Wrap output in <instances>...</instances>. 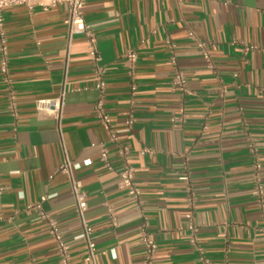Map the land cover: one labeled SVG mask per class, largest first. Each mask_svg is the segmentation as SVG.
<instances>
[{
  "label": "crops",
  "instance_id": "1",
  "mask_svg": "<svg viewBox=\"0 0 264 264\" xmlns=\"http://www.w3.org/2000/svg\"><path fill=\"white\" fill-rule=\"evenodd\" d=\"M85 1L99 62L83 24L69 44L66 5L3 12L0 264H61L41 213L58 221L74 264H93L76 239L83 226L70 177L59 171L66 157L86 192L96 264H143L145 223L155 264H264V208L255 195L257 162L264 186V0ZM130 50L133 68L124 58ZM176 71L186 92L174 89ZM100 73L115 128L134 118L120 142L132 151L139 198L118 188L115 146L112 169L100 160L108 141L94 109ZM58 98L60 121L52 107H38Z\"/></svg>",
  "mask_w": 264,
  "mask_h": 264
},
{
  "label": "built area",
  "instance_id": "2",
  "mask_svg": "<svg viewBox=\"0 0 264 264\" xmlns=\"http://www.w3.org/2000/svg\"><path fill=\"white\" fill-rule=\"evenodd\" d=\"M85 0H0V52L2 54L1 58V70L7 74L8 65H7V56H8V48H7V40L5 33V23L3 12L6 8L15 7V6H24L28 9H32L36 6L42 7L44 10H48L51 7L57 5H66L69 10V18L66 21L69 28V44L72 42L73 34L75 33L76 26L79 24H83L85 28V34L89 40V48L90 54L93 56L95 62H99L101 60L100 53L96 44V36L92 31L91 27L85 23L84 18V7ZM191 38H194L193 34H189ZM199 47L204 50V57L209 60V54L205 49V44L203 42L198 43ZM259 46L252 45L247 48V50H259ZM261 50L264 51V48ZM125 60L130 67H134L137 62L138 55L134 50H130L125 54ZM174 89L180 92L187 91V79L184 73L180 71H176L173 80ZM106 81L103 78V74L100 73L98 75V80L96 82L95 88L100 92L99 98L95 103V115L98 118L101 126L108 134V141L101 143V153L100 160L104 163V165L108 169H112V163L109 158L110 150L108 145H113L116 147V153L120 161V170L118 172V188L124 190L129 196H133L135 198H139L141 191L135 184V168L131 159V149L122 144L120 142V135L125 132H130L134 125L133 116H129L123 121V128L117 129L114 126L112 121V117L109 114L106 108L105 102V92H106ZM63 106V98H58L53 101L41 100L38 104L39 109H45L52 107L53 112L56 115V119L60 121L61 113ZM174 121V119H173ZM148 149H143L142 154L149 152ZM253 151L256 152L255 147L253 146ZM255 169L257 172L255 178V195L259 198L261 206L264 208V186L261 182V178L259 175V171L261 169L260 163H256ZM59 171L65 172L69 175L71 180V191L75 197L77 212H78V222L82 224L83 230L82 233L76 237V239H84L88 246V256L86 258L87 261L96 264V254L94 243L91 241L92 235V227L88 224L85 219L86 212V192L84 190L83 183L80 180H77L73 176V162H71L67 157L61 166L59 167ZM186 179V177H183ZM29 210L35 209V206L29 205L27 207ZM42 217L47 221V224L50 229V234L54 238L57 246V252L59 254L60 263L61 264H74L72 261L71 248L70 244L65 239L63 233L60 231L58 221L48 216L44 213H41ZM192 232H196V227L191 224L189 226ZM145 258L143 264H155V257L157 254L158 246L156 241L150 236L147 224H143L140 228ZM195 241V240H194ZM201 251V249L199 248Z\"/></svg>",
  "mask_w": 264,
  "mask_h": 264
}]
</instances>
